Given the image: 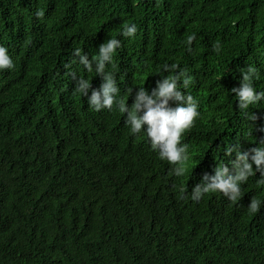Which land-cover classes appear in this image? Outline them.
Segmentation results:
<instances>
[{
	"label": "trees",
	"instance_id": "trees-1",
	"mask_svg": "<svg viewBox=\"0 0 264 264\" xmlns=\"http://www.w3.org/2000/svg\"><path fill=\"white\" fill-rule=\"evenodd\" d=\"M32 1L0 0V11ZM41 1L55 10L74 9L83 19L81 29L97 40L119 36L124 24L135 23L134 38L114 54L117 75L131 81L146 68L154 72L177 63L193 78L197 124L204 126L191 144L185 176L175 177L169 166L162 175L149 157L135 156L116 140V114L81 113L71 118L75 142L31 149L8 140L27 112L0 109V264H264V240L213 221L211 193L198 202L180 198L187 175L191 186L195 176L210 175L205 166L234 158L224 156L225 145L241 148L231 130L241 115L229 90L239 86L238 69L249 63L261 69L254 86L264 89V0ZM189 35L195 36L191 52L185 46ZM69 39L82 42L83 34ZM62 41L41 37V49L65 62L71 54ZM46 57L35 52L17 58L21 77L7 88L11 98L47 83ZM250 110L258 116L264 106ZM138 187L146 189L136 195ZM150 199L160 205L157 216L147 208ZM184 209L186 218L180 215Z\"/></svg>",
	"mask_w": 264,
	"mask_h": 264
},
{
	"label": "clouds",
	"instance_id": "clouds-1",
	"mask_svg": "<svg viewBox=\"0 0 264 264\" xmlns=\"http://www.w3.org/2000/svg\"><path fill=\"white\" fill-rule=\"evenodd\" d=\"M82 24V17L74 9L55 10L41 0H34L22 9L8 4L0 11V109L27 112V118H21V127L10 129L8 140L31 149L53 146L57 141H74L72 117L78 119L81 113L116 114L121 131L120 137H115L118 142L130 147L135 156L149 157L162 175L169 166L173 176H185V162L193 155L191 144L198 129L204 126L197 124L200 111L192 76L173 62L163 63L154 72L146 68L128 81L125 75H117L113 58L116 51L123 49L121 45L126 39L134 38L136 24L123 25L119 32L123 39L114 36L99 40L95 39V33L84 32ZM78 33L83 34L82 42L69 39ZM167 34L164 28L165 60H168ZM52 36L63 39L67 53L71 54L67 61H58L41 49V37ZM194 40V35L186 38L188 52L192 51ZM213 51H220L219 44L214 43ZM35 52L47 55V83L11 98L7 88L21 77L17 75V58ZM238 71L239 86L229 91L235 94L241 115L231 127L241 148L238 143L225 145L224 156L234 153V158L228 164L218 161L205 166L202 169L210 175L195 176L191 186L187 175L182 180L185 189L181 190L180 198L190 196L198 202L211 193L215 209L209 214L216 216L213 221L218 220L224 229L234 227L238 232L264 240V111L257 116L250 110L264 106V89L257 90L254 86L262 72L251 63ZM62 144L67 143H59ZM71 159L75 161L74 157ZM94 172L97 173L95 169ZM145 189L138 187L136 195ZM147 208L153 216L160 211L156 199L148 200ZM188 210H182L181 217L186 218ZM157 224L152 226L156 229Z\"/></svg>",
	"mask_w": 264,
	"mask_h": 264
}]
</instances>
